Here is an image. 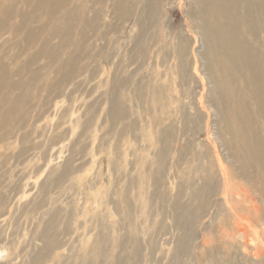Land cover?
<instances>
[{"label": "rangeland", "instance_id": "374dc122", "mask_svg": "<svg viewBox=\"0 0 264 264\" xmlns=\"http://www.w3.org/2000/svg\"><path fill=\"white\" fill-rule=\"evenodd\" d=\"M0 264H264V0H0Z\"/></svg>", "mask_w": 264, "mask_h": 264}]
</instances>
